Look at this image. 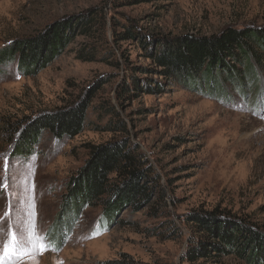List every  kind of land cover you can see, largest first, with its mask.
Masks as SVG:
<instances>
[{
	"label": "rangeland",
	"instance_id": "rangeland-1",
	"mask_svg": "<svg viewBox=\"0 0 264 264\" xmlns=\"http://www.w3.org/2000/svg\"><path fill=\"white\" fill-rule=\"evenodd\" d=\"M89 9L98 14L90 34L38 72L22 74L16 60L0 65V264H98L121 253L188 264L195 228L186 217L202 209L240 217L264 237V73L263 89L246 96L203 94L151 72L145 43L263 26L264 0H0V48ZM127 25L138 36L114 39ZM87 90L94 96L80 133L58 140L44 132L30 155L13 152L5 119L53 110ZM119 137L139 147L159 182L150 202L121 209L106 226L100 206L76 214L64 200L89 147ZM195 264L249 263L231 254Z\"/></svg>",
	"mask_w": 264,
	"mask_h": 264
},
{
	"label": "trees",
	"instance_id": "trees-1",
	"mask_svg": "<svg viewBox=\"0 0 264 264\" xmlns=\"http://www.w3.org/2000/svg\"><path fill=\"white\" fill-rule=\"evenodd\" d=\"M154 1L167 0H121L123 4ZM97 17L96 9H89L53 21L35 35L11 40L0 48V65L16 60L22 74H34L59 56L77 36L90 34ZM136 35V30L127 25L122 33H114V39ZM145 43L146 56L156 67L151 72L167 82L223 99L234 96V91L246 96L249 89H263L264 25L227 26L208 36L154 37ZM80 58L88 59L85 55ZM131 85L137 87L136 82ZM156 86V90H162L161 83ZM125 90L129 89L120 91ZM93 96L94 92L87 90L53 110L13 121L5 119L2 130L14 141L13 152L30 155L32 145L44 132L58 140L80 133ZM157 182L158 173L139 147L125 137L114 138L89 147L85 162L70 178L64 205L76 214L87 206H100L101 222L109 226L121 209L138 210L150 202ZM186 219L195 228L183 257L188 264L231 254L249 264H264V237L253 224L219 210L193 211ZM98 264L147 263L121 253L118 258Z\"/></svg>",
	"mask_w": 264,
	"mask_h": 264
}]
</instances>
